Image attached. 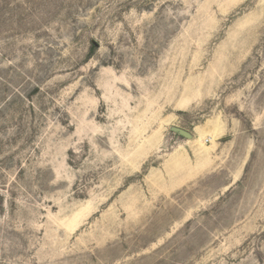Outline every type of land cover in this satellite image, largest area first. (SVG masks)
Segmentation results:
<instances>
[{"label": "rangeland", "instance_id": "374dc122", "mask_svg": "<svg viewBox=\"0 0 264 264\" xmlns=\"http://www.w3.org/2000/svg\"><path fill=\"white\" fill-rule=\"evenodd\" d=\"M0 264H264V0H0Z\"/></svg>", "mask_w": 264, "mask_h": 264}, {"label": "water", "instance_id": "95a60500", "mask_svg": "<svg viewBox=\"0 0 264 264\" xmlns=\"http://www.w3.org/2000/svg\"><path fill=\"white\" fill-rule=\"evenodd\" d=\"M171 130H173L176 133H179L180 135H182L184 137H187V138H190V139L193 138V135L191 133H189L188 131L184 130V129H181V128H178V127H172Z\"/></svg>", "mask_w": 264, "mask_h": 264}, {"label": "trees", "instance_id": "16d2710c", "mask_svg": "<svg viewBox=\"0 0 264 264\" xmlns=\"http://www.w3.org/2000/svg\"><path fill=\"white\" fill-rule=\"evenodd\" d=\"M93 52H94V48L92 49V51H91V53H90V54L92 55V53H93Z\"/></svg>", "mask_w": 264, "mask_h": 264}]
</instances>
